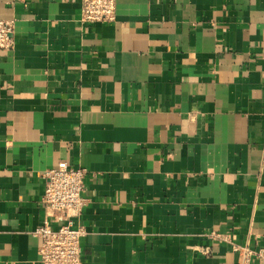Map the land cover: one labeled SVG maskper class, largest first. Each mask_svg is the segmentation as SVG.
I'll return each mask as SVG.
<instances>
[{"label":"crops","instance_id":"1","mask_svg":"<svg viewBox=\"0 0 264 264\" xmlns=\"http://www.w3.org/2000/svg\"><path fill=\"white\" fill-rule=\"evenodd\" d=\"M0 19V264H42L60 162L89 171L82 264H264L207 238L264 252V0H118L94 24L81 0H0Z\"/></svg>","mask_w":264,"mask_h":264},{"label":"built area","instance_id":"2","mask_svg":"<svg viewBox=\"0 0 264 264\" xmlns=\"http://www.w3.org/2000/svg\"><path fill=\"white\" fill-rule=\"evenodd\" d=\"M117 4L118 0H81L82 21L89 24L114 23L117 21ZM15 28V19H0V51L14 48ZM42 179L45 191L41 206L45 216L32 232L41 241L39 260L42 264H82L81 240L86 229L75 221L91 206V200L85 195L89 171L60 162L56 168L46 170ZM207 238L225 249L230 247L233 252L264 258V252L257 254L250 246H237L222 232H210ZM201 251L208 254L211 247Z\"/></svg>","mask_w":264,"mask_h":264}]
</instances>
